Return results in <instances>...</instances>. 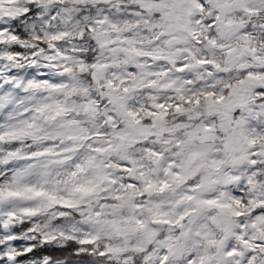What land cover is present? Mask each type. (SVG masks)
I'll return each instance as SVG.
<instances>
[{
	"label": "snow or ice",
	"instance_id": "snow-or-ice-1",
	"mask_svg": "<svg viewBox=\"0 0 264 264\" xmlns=\"http://www.w3.org/2000/svg\"><path fill=\"white\" fill-rule=\"evenodd\" d=\"M0 264H264V0H0Z\"/></svg>",
	"mask_w": 264,
	"mask_h": 264
},
{
	"label": "trees",
	"instance_id": "trees-1",
	"mask_svg": "<svg viewBox=\"0 0 264 264\" xmlns=\"http://www.w3.org/2000/svg\"><path fill=\"white\" fill-rule=\"evenodd\" d=\"M44 251H52L51 249H45ZM57 255H60L61 253L59 252V251H57V253H56ZM64 254H66V253H64Z\"/></svg>",
	"mask_w": 264,
	"mask_h": 264
}]
</instances>
